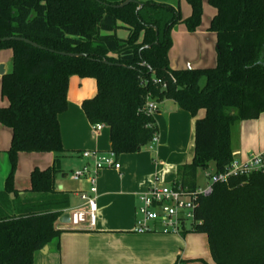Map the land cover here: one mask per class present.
<instances>
[{"label":"trees","instance_id":"obj_1","mask_svg":"<svg viewBox=\"0 0 264 264\" xmlns=\"http://www.w3.org/2000/svg\"><path fill=\"white\" fill-rule=\"evenodd\" d=\"M123 1L0 0V38L42 47L0 41V49L11 50V69L0 78L7 101L0 123L11 130L10 170L0 191V264H33L34 252L62 232L56 222L68 195L55 187L65 151L58 116L67 109L70 76L95 80L96 94L81 108L90 124L108 127L118 156L139 151L157 134L154 116L143 109L148 94L194 117L202 111L193 156L177 166L172 182L188 192L198 186V169L227 168L237 125L264 112V0H208L216 10L208 27L216 34V64L187 69L169 66L171 30L183 21L194 31L201 0H187L186 18L178 6L153 0L113 6ZM119 28L127 30L124 38ZM20 151L54 153L51 166L31 171L24 196L14 188ZM194 215L187 231L206 236L213 264H264V170L215 184L196 198Z\"/></svg>","mask_w":264,"mask_h":264},{"label":"crops","instance_id":"obj_2","mask_svg":"<svg viewBox=\"0 0 264 264\" xmlns=\"http://www.w3.org/2000/svg\"><path fill=\"white\" fill-rule=\"evenodd\" d=\"M153 1L177 6L181 0ZM215 12L214 8L209 13L210 21ZM176 28L177 26L174 27ZM180 33L183 34L184 40L198 47V52L191 57H183L180 61L179 57V59L170 57L168 51L170 68L215 66L216 34L208 31V28L191 33L181 30ZM117 35L124 38L127 30L125 34L117 32ZM2 64H4L5 73L10 71L11 63L9 67L6 63ZM95 94L96 82L93 78L70 76L67 88V109L58 116L65 151L58 160L60 172L55 177L56 190L68 195L66 208L80 206L78 192L88 187L85 181L71 186L64 180L71 170L87 162L80 156V152L110 149L108 127L105 125L101 130L93 131L81 108L82 101ZM6 104L7 101L2 106ZM201 116H203L202 111H199L195 117L191 116L172 100L160 101L158 111L154 115L158 129L157 141L142 147L135 153L120 154L118 156L121 164L120 171L105 169L99 174L95 226L90 228L88 225H83L72 228L68 224L57 221L56 228L61 229L62 232L34 252L33 264H174L178 258L183 264H188L187 260L195 258L191 257L194 255H186V251L180 249V245L174 242L179 241L178 237L158 233H136L133 231V225L138 204L137 194L155 185L172 184L177 166L191 160L194 149L195 120L196 117ZM253 150L259 152L264 150V112L256 119L241 121L234 133L235 159L243 160L248 154L256 153ZM67 157L72 158L77 164L70 167L68 173L64 172L67 168L61 163L62 159ZM53 161L54 155L52 163ZM6 164V161L0 164V191L4 188V180L9 172ZM14 188L19 196H24L30 186L19 189L14 182ZM181 239L186 241L184 236ZM154 258L158 262L155 263ZM210 264H213L212 259Z\"/></svg>","mask_w":264,"mask_h":264},{"label":"built area","instance_id":"obj_3","mask_svg":"<svg viewBox=\"0 0 264 264\" xmlns=\"http://www.w3.org/2000/svg\"><path fill=\"white\" fill-rule=\"evenodd\" d=\"M143 109L146 114L154 116L158 111V102L148 94ZM104 126V123L91 124L95 132ZM156 141L157 134L154 135L150 145ZM80 156L87 162L71 170L69 175L73 179L85 181L88 187L78 192L81 205L62 209L60 216L68 213L67 224L72 228L83 225L93 228L96 224L98 176L105 169L120 171L121 164L118 155L110 149L107 151L82 150ZM262 170H264V150L250 153L243 160L234 158L224 171L208 173L204 186H197L195 191L188 192L179 186L169 184L155 185L140 192L137 194L138 204L134 213L133 231L146 233L160 230L183 233L191 230L196 223L194 213L197 197L211 194L215 184L227 182L231 177L247 176L251 172ZM189 220L191 229L186 228ZM174 264H183V262L178 258Z\"/></svg>","mask_w":264,"mask_h":264},{"label":"rangeland","instance_id":"obj_4","mask_svg":"<svg viewBox=\"0 0 264 264\" xmlns=\"http://www.w3.org/2000/svg\"><path fill=\"white\" fill-rule=\"evenodd\" d=\"M177 6H178V9H179V12L182 18L186 17L190 13L191 8L187 0H181ZM213 9L214 7L209 4L208 0H201L200 24L196 27V29L194 31H188L185 23L182 21L176 25L177 26L176 29L173 28L174 30L173 29H172L173 31L171 30L172 44L169 49L170 57L174 59L180 58V61H181L183 57L184 58L191 57L193 54L198 52V47L194 46V44L191 42H187L186 39L184 40V37H182L183 34H181L180 32L181 30H185L186 32L191 33L197 30L208 28V25L210 23L209 13L213 11ZM208 31L210 30L208 29ZM117 32L119 34L120 33L125 34L126 29L119 28ZM210 32H213V31H210ZM141 38L142 36L140 37V39ZM215 53H216V48H215ZM10 57H11L10 49H7V48L0 49V64L6 63V65L9 67ZM185 67H187V64H185ZM203 82L204 80L202 79L200 83L202 84ZM5 103H6V99L1 95V92H0V107L4 105ZM89 127H90V124H89ZM10 143H11V130L10 128L0 123V164H3L4 161H6L7 163L6 166L8 167L9 170H10V162H9V157H8V149L10 147ZM253 151L259 152L256 150H253ZM53 155L54 153L51 151H41V152L20 151L18 152L17 157H16V167H15V172H14L15 186L19 189L29 188L31 171L35 168L45 169L46 167H48L52 163ZM61 163L64 164L65 167L67 168V170L64 171L66 173L69 172L70 167H74L77 165L76 161H74L70 157L63 158ZM213 170H214L213 163H210L205 169H202V168L198 169L197 183L199 187L204 186L206 182L207 174L213 172ZM69 173H68V176L64 178L65 183H67L68 185L76 186L78 185L79 182L83 181L80 179L79 180L73 179L69 175ZM169 184L170 183H166L164 185H169ZM190 226L191 225H190V220H189V222L186 223V228L191 229ZM146 233H158V234H163L167 236L178 237L179 241L181 242L179 241H174V242L180 245V246L178 245L180 249H183V251H186V255L191 254V255H194L191 257H195V258H190L189 260H187L186 263L188 264H210L211 263L206 237L202 233H197L194 231H187L183 235L182 233L165 232V231H160V230L146 232ZM182 236L185 237L186 241H183L181 239ZM154 261L155 263L158 262L156 258H154Z\"/></svg>","mask_w":264,"mask_h":264},{"label":"water","instance_id":"obj_5","mask_svg":"<svg viewBox=\"0 0 264 264\" xmlns=\"http://www.w3.org/2000/svg\"><path fill=\"white\" fill-rule=\"evenodd\" d=\"M133 1H136V0H124L122 3H120L118 5H113V6H115V7H121V6H124V5L128 4L129 2H133ZM10 39L22 40V41H24V42H26L28 44H31L34 47L42 48L37 43L32 42L29 39H26V38H23V37H2V38H0V41L10 40ZM146 47H148V45ZM68 55H70V56H81V55H85V54L70 53ZM4 74H5L4 64H0V77H2ZM68 222H69V214L68 213H64V214H62L59 217V223L67 224Z\"/></svg>","mask_w":264,"mask_h":264}]
</instances>
